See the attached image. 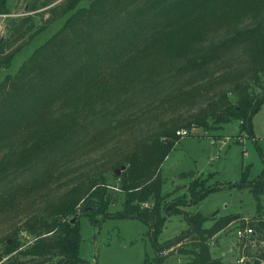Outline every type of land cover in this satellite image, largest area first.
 Returning <instances> with one entry per match:
<instances>
[{"label":"trees","instance_id":"obj_1","mask_svg":"<svg viewBox=\"0 0 264 264\" xmlns=\"http://www.w3.org/2000/svg\"><path fill=\"white\" fill-rule=\"evenodd\" d=\"M8 1L0 0V69L67 18L0 82V219L16 224L0 226V264H80L84 215L147 222L159 253V234L186 205L162 195L178 132L239 121L252 138L264 104V0H33L17 18ZM249 171L239 186L261 209L264 170L254 181ZM207 182L193 179V204L220 190ZM118 196L123 211L108 216ZM186 217L197 247L188 264H221L209 240L232 220L206 228L204 214ZM23 233L35 238L24 252Z\"/></svg>","mask_w":264,"mask_h":264},{"label":"rangeland","instance_id":"obj_2","mask_svg":"<svg viewBox=\"0 0 264 264\" xmlns=\"http://www.w3.org/2000/svg\"><path fill=\"white\" fill-rule=\"evenodd\" d=\"M32 1L9 0V17L29 15V4ZM62 1L59 0L55 5ZM42 11L39 10L38 13ZM47 17L48 14L36 17V26L41 27ZM6 18L0 16V44L8 37ZM66 18L35 38L9 68H1L0 82L7 75L17 73L35 50L59 31ZM240 126L238 121L217 132L194 128L191 136L182 138L166 159L161 169L162 195L167 203L180 200L181 203L186 202V205L181 204V213L171 216L159 234L158 242L167 245L162 251L156 253L151 226L141 219L99 217L95 223L84 215L80 218V258L83 261L80 264H188L193 258L191 253L197 247L196 240L189 238L191 230L186 214L194 215L199 212L208 218L204 225L206 228H210L214 220L227 217L232 220L209 240L214 260L221 261V264H264V193L260 201L262 208L259 209L251 188L239 186L248 166L250 181L257 179L264 170V104L252 120V138ZM195 178L205 179L208 187L220 190L209 194L200 203L193 204L189 187ZM108 180L111 183L115 181L112 175H108ZM117 199L111 205L108 216L123 211L121 204L124 198L118 196ZM147 206L150 207L151 204ZM5 221L0 219L1 230L8 231V226L10 230L16 228L15 221L7 224ZM249 226L257 232L255 239L251 242L238 240V229ZM4 234L5 232L1 235ZM21 236L24 246L20 250L24 252L35 238L24 233ZM22 261L28 264L33 262L30 258H22ZM55 261L58 258H53V262Z\"/></svg>","mask_w":264,"mask_h":264},{"label":"built area","instance_id":"obj_3","mask_svg":"<svg viewBox=\"0 0 264 264\" xmlns=\"http://www.w3.org/2000/svg\"><path fill=\"white\" fill-rule=\"evenodd\" d=\"M178 135L184 138L189 135V132L186 130H183V131L178 132ZM145 207H148V206L146 205ZM256 235H257V232L255 231V229L249 226V227L238 229L236 237L240 241L251 242L252 240L255 239Z\"/></svg>","mask_w":264,"mask_h":264},{"label":"water","instance_id":"obj_4","mask_svg":"<svg viewBox=\"0 0 264 264\" xmlns=\"http://www.w3.org/2000/svg\"><path fill=\"white\" fill-rule=\"evenodd\" d=\"M126 170V166H122L120 169L115 170V174L117 177H120L122 172Z\"/></svg>","mask_w":264,"mask_h":264}]
</instances>
